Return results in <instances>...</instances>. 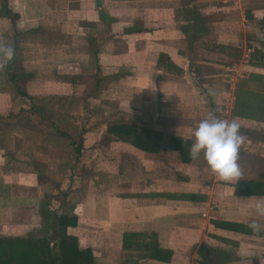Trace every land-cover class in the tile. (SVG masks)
I'll return each instance as SVG.
<instances>
[{"label": "crops", "instance_id": "0c3cea01", "mask_svg": "<svg viewBox=\"0 0 264 264\" xmlns=\"http://www.w3.org/2000/svg\"><path fill=\"white\" fill-rule=\"evenodd\" d=\"M101 4L7 0L10 20L0 0V41L31 76L20 96L8 60L0 67V240L51 247L55 216L68 215L77 225L67 234L93 264H264V233L212 224L250 230L261 197L236 196L233 185L264 176V0ZM207 43L240 48V62L229 66ZM210 110L236 118L246 137L238 181L106 132L132 122L192 142ZM125 233L135 237L124 248ZM156 246L171 253L169 262L150 258Z\"/></svg>", "mask_w": 264, "mask_h": 264}, {"label": "trees", "instance_id": "16d2710c", "mask_svg": "<svg viewBox=\"0 0 264 264\" xmlns=\"http://www.w3.org/2000/svg\"><path fill=\"white\" fill-rule=\"evenodd\" d=\"M1 1L4 5L3 15L13 20L14 15L6 7L7 0ZM204 48L208 51L225 55L231 67L238 64L242 57V50L238 47L207 43ZM6 75L7 79L15 84L16 92L20 96H25L19 84L30 80L31 76L25 74L13 58L8 60ZM237 97H239V94L236 91V101L238 100ZM237 107L236 103L233 109L234 115ZM34 110H36L35 112H41V109ZM106 132L114 137L116 141L128 144L145 154H159L164 149H168L179 153L182 163L191 161L189 148L192 142L187 139L166 137L163 133L155 131L148 126L132 122H114L107 126ZM79 151L80 146L77 149V152ZM233 187L236 196H264V176L261 177L260 181H238ZM63 197L66 198L67 194H63ZM54 220L56 233L51 247L49 246L50 241L31 243L26 240H0V264H93L92 252L90 250H80L77 239L69 236L66 232L68 228L77 225V218L75 216L61 215L59 217L55 216ZM212 224L218 228L227 227L235 232L253 235L251 230L245 229V225L219 223L218 221H213ZM134 237L132 233L124 234V248L127 246V242L133 243ZM150 258L158 262L167 263L170 261L171 253L156 246L153 248Z\"/></svg>", "mask_w": 264, "mask_h": 264}, {"label": "clouds", "instance_id": "9594fccd", "mask_svg": "<svg viewBox=\"0 0 264 264\" xmlns=\"http://www.w3.org/2000/svg\"><path fill=\"white\" fill-rule=\"evenodd\" d=\"M14 53L10 43L0 41V67H3V61L11 60ZM240 127L236 118L221 119L210 110L193 130L190 158L193 161L202 160L207 171L219 181L240 180L242 170L238 158L246 140ZM250 217L247 227L251 232L254 235L264 233V196L255 198Z\"/></svg>", "mask_w": 264, "mask_h": 264}, {"label": "water", "instance_id": "95a60500", "mask_svg": "<svg viewBox=\"0 0 264 264\" xmlns=\"http://www.w3.org/2000/svg\"><path fill=\"white\" fill-rule=\"evenodd\" d=\"M102 7L101 0H95V8L100 9Z\"/></svg>", "mask_w": 264, "mask_h": 264}, {"label": "built area", "instance_id": "2783aa9c", "mask_svg": "<svg viewBox=\"0 0 264 264\" xmlns=\"http://www.w3.org/2000/svg\"><path fill=\"white\" fill-rule=\"evenodd\" d=\"M246 29H250V27H249L248 24H246ZM232 70H233V69H230V68H229V71H231V74L233 73ZM233 78H234V77H233V75H232V78L230 77L231 81H233Z\"/></svg>", "mask_w": 264, "mask_h": 264}, {"label": "rangeland", "instance_id": "374dc122", "mask_svg": "<svg viewBox=\"0 0 264 264\" xmlns=\"http://www.w3.org/2000/svg\"><path fill=\"white\" fill-rule=\"evenodd\" d=\"M202 73H204V72H202ZM249 164H250V160H249ZM249 164H248V165H249Z\"/></svg>", "mask_w": 264, "mask_h": 264}]
</instances>
